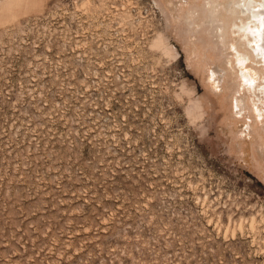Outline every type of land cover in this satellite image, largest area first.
I'll return each instance as SVG.
<instances>
[{
  "label": "rangeland",
  "instance_id": "374dc122",
  "mask_svg": "<svg viewBox=\"0 0 264 264\" xmlns=\"http://www.w3.org/2000/svg\"><path fill=\"white\" fill-rule=\"evenodd\" d=\"M241 1L0 0V264H264Z\"/></svg>",
  "mask_w": 264,
  "mask_h": 264
},
{
  "label": "bare ground",
  "instance_id": "6f19581e",
  "mask_svg": "<svg viewBox=\"0 0 264 264\" xmlns=\"http://www.w3.org/2000/svg\"><path fill=\"white\" fill-rule=\"evenodd\" d=\"M240 3H242V1ZM255 4L259 5L260 8H252L255 6ZM237 9L238 10L234 12L230 10L229 11L235 15L236 20L239 19L241 24V26H239L237 21L235 23L240 34L243 36L240 39L246 40L247 46L255 54L256 59L264 63V0H258L256 3H252L251 1L247 0V2L245 1L243 5L238 4ZM228 10L227 12H229ZM243 57L248 59L247 55H244ZM244 62L245 61L240 63L243 64ZM242 73V77L247 82V84H249L251 87L257 86L259 91H261L260 93H262L264 96V85L262 87V84H257V79L254 77L253 71L249 69L242 71Z\"/></svg>",
  "mask_w": 264,
  "mask_h": 264
}]
</instances>
